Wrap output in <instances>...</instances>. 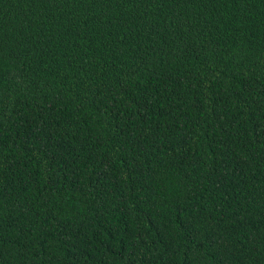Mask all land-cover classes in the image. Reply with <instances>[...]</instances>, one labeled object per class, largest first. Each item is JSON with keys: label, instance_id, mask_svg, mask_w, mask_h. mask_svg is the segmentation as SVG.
I'll return each instance as SVG.
<instances>
[{"label": "trees", "instance_id": "1", "mask_svg": "<svg viewBox=\"0 0 264 264\" xmlns=\"http://www.w3.org/2000/svg\"><path fill=\"white\" fill-rule=\"evenodd\" d=\"M0 264H264V0H0Z\"/></svg>", "mask_w": 264, "mask_h": 264}]
</instances>
